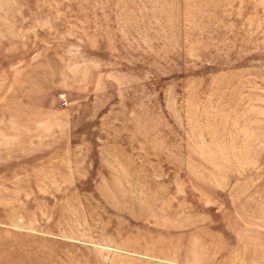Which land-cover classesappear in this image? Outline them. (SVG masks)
I'll list each match as a JSON object with an SVG mask.
<instances>
[{
  "label": "rangeland",
  "instance_id": "1",
  "mask_svg": "<svg viewBox=\"0 0 264 264\" xmlns=\"http://www.w3.org/2000/svg\"><path fill=\"white\" fill-rule=\"evenodd\" d=\"M0 264H264V0H0Z\"/></svg>",
  "mask_w": 264,
  "mask_h": 264
},
{
  "label": "built area",
  "instance_id": "2",
  "mask_svg": "<svg viewBox=\"0 0 264 264\" xmlns=\"http://www.w3.org/2000/svg\"><path fill=\"white\" fill-rule=\"evenodd\" d=\"M65 105H67V103L65 102Z\"/></svg>",
  "mask_w": 264,
  "mask_h": 264
}]
</instances>
